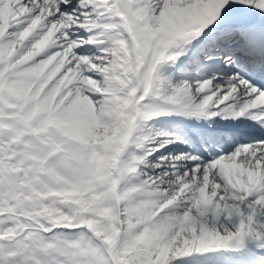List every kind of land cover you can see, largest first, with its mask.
Here are the masks:
<instances>
[{"label":"snow or ice","instance_id":"snow-or-ice-1","mask_svg":"<svg viewBox=\"0 0 264 264\" xmlns=\"http://www.w3.org/2000/svg\"><path fill=\"white\" fill-rule=\"evenodd\" d=\"M0 264H264V0H0Z\"/></svg>","mask_w":264,"mask_h":264}]
</instances>
